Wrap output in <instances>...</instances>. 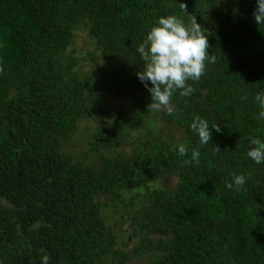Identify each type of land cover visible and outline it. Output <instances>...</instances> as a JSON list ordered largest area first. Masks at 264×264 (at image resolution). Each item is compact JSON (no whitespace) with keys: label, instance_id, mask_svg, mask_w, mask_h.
<instances>
[{"label":"trees","instance_id":"16d2710c","mask_svg":"<svg viewBox=\"0 0 264 264\" xmlns=\"http://www.w3.org/2000/svg\"><path fill=\"white\" fill-rule=\"evenodd\" d=\"M180 3L207 30L216 60L188 82L191 95L173 94V115L147 111L136 49L160 17L182 15ZM255 8L0 0V264H41L45 254L49 264H132L147 254L149 264H264V163L247 156L251 138L264 141ZM88 115L101 116L93 133L78 126ZM196 116L221 128L207 145L190 130ZM82 132L87 162L66 151ZM119 146L128 152L114 154ZM193 149L199 163H185ZM234 175L248 178L240 190L226 187Z\"/></svg>","mask_w":264,"mask_h":264},{"label":"clouds","instance_id":"9594fccd","mask_svg":"<svg viewBox=\"0 0 264 264\" xmlns=\"http://www.w3.org/2000/svg\"><path fill=\"white\" fill-rule=\"evenodd\" d=\"M182 15L160 17L147 33L146 38L139 44L136 51L142 62V68L136 73L138 80L150 93L151 103L147 111L161 112L173 115L176 111L172 101L173 94L179 90L181 96L187 97L194 92L189 81H199L205 74L206 62L215 63V56L209 54L207 30L197 23L196 16L188 14L185 3L178 4ZM187 18V22L185 20ZM256 25H264V0H256L253 12ZM3 68L0 67V72ZM150 83L151 87L148 86ZM255 101L262 109L260 119H264V92L255 96ZM190 130L198 135L200 145H207L211 140V130L221 131L217 123L211 125L208 121L196 116L190 124ZM252 147L247 156L255 163H264V141L259 137L251 138ZM178 155H188V146H177ZM219 153V147L213 148ZM199 149H193L191 159L185 163H199ZM244 175H234L226 187L230 190H240L246 183ZM235 186V188H234ZM43 251V250H41ZM49 255L41 258V264H49Z\"/></svg>","mask_w":264,"mask_h":264},{"label":"rangeland","instance_id":"374dc122","mask_svg":"<svg viewBox=\"0 0 264 264\" xmlns=\"http://www.w3.org/2000/svg\"><path fill=\"white\" fill-rule=\"evenodd\" d=\"M79 57L84 58L82 60V62H80V64L83 68H86L88 66V62H87V59L85 58V54L83 52H80ZM112 104H113L112 101H105V102H103V105L105 106V108H103V107L102 108L104 110H107L111 107ZM99 124H101V116L99 117L97 115V117H96L93 115H88L87 118L84 121L80 122L78 126L81 129H85L84 130L85 133H93L92 130L95 129L96 126ZM84 132H82L83 133L82 135H84V137L82 135H80L79 137L78 136L74 137L75 138L74 142H76V144L79 143V145L78 146L76 144L74 145V142L72 141L70 143L71 147L68 148L66 151H67V154H69L73 160L77 161L78 159H86V162H87L91 158H88V154L84 150H81V149L86 148L84 140H86L87 137H86V134ZM175 136L177 137V134H175ZM122 147L119 146L118 148H116V150H114V154L121 152V151L128 152L127 148H125V147L122 148ZM122 229H125V227H123ZM118 241H119V239H118ZM127 249H129V247ZM151 259H152L151 256L147 254V255L142 256L140 258V260H138V261L137 260H131V263L132 264H144V263L149 264Z\"/></svg>","mask_w":264,"mask_h":264}]
</instances>
